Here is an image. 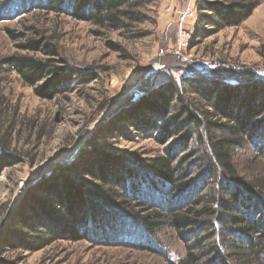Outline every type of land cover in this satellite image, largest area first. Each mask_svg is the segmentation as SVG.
Instances as JSON below:
<instances>
[{
	"label": "trees",
	"instance_id": "obj_1",
	"mask_svg": "<svg viewBox=\"0 0 264 264\" xmlns=\"http://www.w3.org/2000/svg\"><path fill=\"white\" fill-rule=\"evenodd\" d=\"M258 1L197 0L196 39L240 25ZM139 4L0 0L6 16L41 5L114 27L123 25L125 18L134 19L137 12L129 8ZM29 44L51 56L3 58L0 78L16 72L49 99L64 92L70 81H82L81 72L54 58L57 45L36 40ZM201 75L190 73L150 89L138 102L126 104L121 122L114 120L106 129L113 133L120 130L117 123L128 124L151 134L163 144L164 154L135 164L94 145L96 134L103 131L99 126L90 134L93 141L88 144L94 148L89 155L74 164L58 163L30 185L11 215L13 233L3 238V246L37 249L56 239H105L104 232L111 228L121 242L129 239L141 249L157 250L169 264H264V175L247 179L237 165L242 153L264 158V83ZM16 163L0 141V176ZM170 232L183 244L177 260L171 259L162 240V234Z\"/></svg>",
	"mask_w": 264,
	"mask_h": 264
},
{
	"label": "rangeland",
	"instance_id": "obj_2",
	"mask_svg": "<svg viewBox=\"0 0 264 264\" xmlns=\"http://www.w3.org/2000/svg\"><path fill=\"white\" fill-rule=\"evenodd\" d=\"M196 2L140 0L129 8L137 12L135 18H125L119 27L60 9L47 11L41 5L12 16L0 8V60L15 54L48 58L51 55L39 45L29 43L50 42L58 46L54 58L65 60H61L63 67L83 74L80 83L70 81L64 92L50 99L39 96L35 86L16 72L0 78V141L18 160L0 176V260L11 264H169L157 250L141 249L129 239L121 242L120 234L111 228L104 232L105 239L100 235L56 239L37 249L10 248L1 241L13 231L9 220L30 185L58 163L74 164L89 155L94 148L88 144L93 141L90 134L99 126L103 131L96 134L94 145L135 164L164 154L163 144L128 124L117 123L119 131H106L114 120L124 118L126 104L138 102L150 89L196 72L264 83V0L240 25L199 39L195 37ZM189 8L193 15L182 21V13ZM98 136L105 140L99 141ZM238 162L240 174L247 179L264 175V158L246 152ZM172 234H162V240L170 248L171 259L177 260L183 244Z\"/></svg>",
	"mask_w": 264,
	"mask_h": 264
},
{
	"label": "built area",
	"instance_id": "obj_3",
	"mask_svg": "<svg viewBox=\"0 0 264 264\" xmlns=\"http://www.w3.org/2000/svg\"><path fill=\"white\" fill-rule=\"evenodd\" d=\"M194 11L192 8H189L188 10L184 11L182 13L181 20H187L188 16L193 15ZM190 37V34H187Z\"/></svg>",
	"mask_w": 264,
	"mask_h": 264
}]
</instances>
